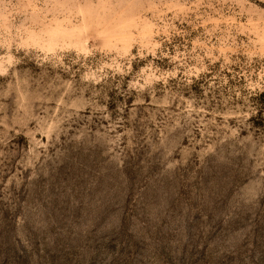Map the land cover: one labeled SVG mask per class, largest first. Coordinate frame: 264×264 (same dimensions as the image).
<instances>
[{"label":"rangeland","instance_id":"1","mask_svg":"<svg viewBox=\"0 0 264 264\" xmlns=\"http://www.w3.org/2000/svg\"><path fill=\"white\" fill-rule=\"evenodd\" d=\"M0 264H264V0H0Z\"/></svg>","mask_w":264,"mask_h":264}]
</instances>
